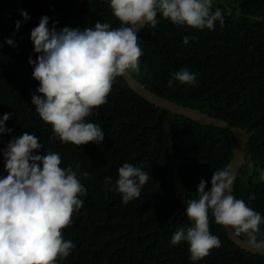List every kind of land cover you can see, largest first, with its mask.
Segmentation results:
<instances>
[{
  "label": "trees",
  "instance_id": "trees-1",
  "mask_svg": "<svg viewBox=\"0 0 264 264\" xmlns=\"http://www.w3.org/2000/svg\"><path fill=\"white\" fill-rule=\"evenodd\" d=\"M224 23L214 29L176 26L157 13V24H147L138 44L143 55L139 72L132 73L148 90L173 103L198 110L236 125L246 135L244 164L235 180L237 199L264 216V0H213ZM27 13L25 22L20 15ZM65 27H94L96 21L120 27L109 0H0V118L11 133L0 135V179L6 178L3 151L10 140L27 132L43 148L61 154V167L71 165L87 190L82 207L73 213L62 232L75 248L57 264H256V257L240 250L226 237L209 212V230L222 246L198 261L190 259L187 242L171 243L181 227H190L187 201L198 199L199 183L210 190L212 173L228 166L233 155V135L224 129L203 127L172 116L136 95L117 77L107 103L87 120L104 131L100 144L76 146L50 140L54 135L31 103L38 81L32 77L36 59L31 31L42 17ZM20 21L17 30L15 23ZM189 38L188 43L183 38ZM11 39L13 45L6 43ZM186 68L196 74V84H180L173 73ZM99 115H96V113ZM142 167L149 181L141 196L122 203L115 191L118 169L124 163ZM248 164L253 167L249 168ZM77 165L79 168L77 169ZM90 173L85 178L84 173ZM111 178L106 185L105 179ZM111 189V190H110ZM246 241V236H239ZM264 239V224L258 240ZM258 264H264L259 256Z\"/></svg>",
  "mask_w": 264,
  "mask_h": 264
},
{
  "label": "clouds",
  "instance_id": "clouds-1",
  "mask_svg": "<svg viewBox=\"0 0 264 264\" xmlns=\"http://www.w3.org/2000/svg\"><path fill=\"white\" fill-rule=\"evenodd\" d=\"M109 7L120 27L96 21L94 27L82 31L69 27L57 31L58 22L49 29V18L44 16L31 31L36 59L30 57L28 64L39 83L31 103L39 118L51 126L52 142L59 139L81 146L103 141V129L87 118L107 103L117 77L139 72L143 53L137 32L145 24L155 27L158 12L173 25L197 30H212L217 21L224 23L222 11L213 9V0H109ZM20 15L25 22L29 19L23 10ZM19 27L17 21L15 28ZM188 40L183 38L184 43ZM6 43L14 46L11 39ZM173 80L187 85L197 82L196 74L186 68L173 73L169 87ZM10 118L11 114L0 118V135L11 133L12 129L5 127ZM42 148L36 135L25 132L10 140L2 153L7 176L0 179V264H57L75 248L62 230L82 207L80 197L87 195V190L71 165L61 167L60 153L49 150L39 154ZM84 176L89 178L90 173ZM149 179L142 167L127 162L119 167L114 187L122 203L139 198ZM235 179L230 166L218 169L212 173L210 190L205 191L208 182L202 180L196 191L198 199L187 201L185 215L191 226L179 228L171 243L187 242L192 261L222 246L219 237L210 233L209 212L217 225L237 237L243 234L254 253L264 254V239L258 240L264 216L232 195ZM260 179L264 181V170ZM110 182L107 177L105 184Z\"/></svg>",
  "mask_w": 264,
  "mask_h": 264
},
{
  "label": "water",
  "instance_id": "water-1",
  "mask_svg": "<svg viewBox=\"0 0 264 264\" xmlns=\"http://www.w3.org/2000/svg\"><path fill=\"white\" fill-rule=\"evenodd\" d=\"M147 24L143 27L139 28L137 32L138 39L140 34L144 31ZM124 81L126 82L127 86L140 98H142L147 103L159 108L161 110L167 111L172 116H180L186 119H189L197 124L202 125L203 127H215L218 129L228 130L234 138L233 143V155L228 164L231 167L233 173L237 176V173L244 164V157H245V143H246V135L245 131L237 127L236 125H231L226 123L225 121L217 118L210 117L198 110L191 109L189 107H185L182 105H178L173 103L165 98H162L152 91L148 90L144 85H142L138 80L132 77V75L122 76ZM236 180V179H235ZM232 195L235 196V181L233 184ZM237 199V198H236ZM224 228L226 233V237L229 241L238 247L240 250L245 251L253 256L256 257V264H258L259 256H264V254H256L254 253L247 245L246 241L234 235L233 231Z\"/></svg>",
  "mask_w": 264,
  "mask_h": 264
}]
</instances>
